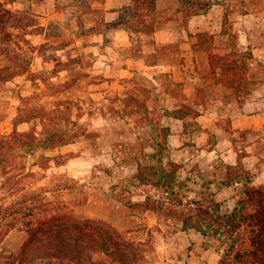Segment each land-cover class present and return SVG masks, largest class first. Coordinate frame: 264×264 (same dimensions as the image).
<instances>
[{
	"label": "rangeland",
	"instance_id": "374dc122",
	"mask_svg": "<svg viewBox=\"0 0 264 264\" xmlns=\"http://www.w3.org/2000/svg\"><path fill=\"white\" fill-rule=\"evenodd\" d=\"M100 1L58 0L54 5L52 0H46L41 7L37 1L16 0L9 5L15 11L11 23L16 36L13 42L0 44V68L11 67L7 72H0V133L13 130L19 110H22V118H26L56 107L63 123L59 127L72 133L73 142L49 152V163L44 168L34 167L35 177L24 176L23 180L15 177L11 186L2 184L5 180L1 178L0 211L13 201L27 197L25 194L29 190L42 197L25 204L27 206L20 214L25 220L9 218L3 222L0 264L6 251L18 248L23 242L26 232L22 228L28 225L31 211L37 215L36 220L40 214L60 212L63 221L91 219L108 223L128 240L137 255V260L133 259L135 264H218L220 255L214 242L194 228H185L177 206L167 203L164 208L154 209L152 203L141 204L147 191L153 199H164L167 195L162 190L122 185L123 177L137 169L138 160H148L144 153L155 151L153 145L159 138L151 121L158 117L134 110L133 103L119 102L120 96L114 93L108 92L104 96L97 93L102 80L95 67L96 55L91 42L95 39L94 31L88 27L95 23L96 29L112 32L102 18ZM172 2L174 7L177 6L175 0H170V5ZM234 2L238 6L231 9L230 31L238 34L235 39L241 51L253 49L251 77L257 81L264 77V0ZM168 5L169 0L158 1V27L164 26L172 16L173 10L168 11ZM54 6L58 13L53 10ZM213 7V16H202L193 21L194 33H212V51L230 52L232 43L229 35L223 33V18L218 15L223 11L224 16V5ZM245 9L250 12L244 14ZM138 35L135 34L127 53L136 54L142 42L149 39L146 35L142 34L141 38ZM191 40L195 42L198 38ZM160 49L165 54L182 52L177 43ZM196 51L200 57L205 55L204 50ZM201 70L208 81L214 82L209 65L203 64ZM14 73L18 74L6 80ZM165 78L160 79L164 83L162 89H171V82ZM152 85L142 72H138L128 92L151 104ZM157 94L161 99L157 102L159 107L164 106L165 96L162 92ZM157 113L165 124L167 113L161 109ZM67 117L78 120L79 124H68ZM55 126L52 123L47 125L49 131ZM29 128V121L19 124L20 130ZM101 136L104 138L99 139ZM172 156L166 151V160ZM208 161L205 160L206 164L200 167L198 159L192 158L180 169L178 177L184 179L188 176L198 187L197 183L202 182L198 179L203 173L201 168L206 174L214 171L207 165ZM214 165L226 170L221 161L215 160ZM205 177V181L213 179L216 182L214 188L222 186L223 180L209 175ZM221 201L226 209L234 206V202L228 199ZM140 241L145 244H139ZM37 264L43 263L38 261Z\"/></svg>",
	"mask_w": 264,
	"mask_h": 264
},
{
	"label": "trees",
	"instance_id": "16d2710c",
	"mask_svg": "<svg viewBox=\"0 0 264 264\" xmlns=\"http://www.w3.org/2000/svg\"><path fill=\"white\" fill-rule=\"evenodd\" d=\"M15 1L0 0V44L3 45L5 42H13V37L16 36L11 23L15 11L9 7ZM158 1L128 0L121 8L115 24L125 26L132 40L135 34H139V38L143 34L149 37L148 43H155V32L159 23ZM234 1L175 0L177 6L174 7V3L170 5L169 0L167 10H173L172 16L168 18H175L189 30L188 21L192 16L207 14L216 4L224 5L222 31L230 37V52L212 51V33H193L189 30V36L198 38L193 42V46L196 50L205 51L214 81L230 89L231 95L242 102L240 96H249L257 81L251 77L250 60L254 58L253 49L250 47L241 51L235 39L238 34L230 31L231 9L234 10L238 6ZM245 2L243 5H246ZM249 12L248 9L243 11L244 14ZM178 13H181V16ZM10 69L11 67L5 66L0 68V72ZM17 74L9 75L6 80ZM123 100L127 104L133 103L134 110H142L145 115L151 113L158 117L155 121L152 118L151 122L158 132L159 139L153 145L154 152L144 153L148 160H138L137 169L123 177L122 185H130L135 189L147 187L162 190L167 195L164 199H153L147 191V197L141 204L152 203L154 209L164 208L167 203L177 206L185 228H194L214 242L220 255L218 264H264V183L255 184L251 172L241 160L238 165H227L229 177L238 176L242 186L235 187V206L224 208L216 198L211 181H204L197 187L188 176L180 179L178 173L182 165L165 158L170 128L162 122L157 112L161 109L167 113L166 116L181 117L185 109L178 113L163 105L159 107V94L155 95L152 107L132 93H128ZM21 111L19 110L14 121L13 130L0 133V180L3 178L5 181L2 184L7 186H11L18 176L21 177L20 180H23L24 176L35 177L34 167L44 168L51 159L49 152L73 142L70 137L72 133L59 127L63 123L56 107L26 118H22ZM193 113L199 114L197 111ZM23 121L30 122L28 130L19 129V124ZM65 121L74 126L79 124V121L72 117L65 118ZM48 123L56 126L49 131ZM26 195L27 197L13 201L0 211V228L9 218L23 221L24 217L20 214L27 206L25 204L42 197L33 190L27 191ZM28 215L31 217L28 225L22 228L26 232L23 242L18 248L4 253L1 264H37L38 261L43 264H135L133 259L137 260L128 240L108 223L91 219L63 221L60 212L40 214L38 220L34 212L31 211ZM139 244L145 243L140 241Z\"/></svg>",
	"mask_w": 264,
	"mask_h": 264
},
{
	"label": "crops",
	"instance_id": "0c3cea01",
	"mask_svg": "<svg viewBox=\"0 0 264 264\" xmlns=\"http://www.w3.org/2000/svg\"><path fill=\"white\" fill-rule=\"evenodd\" d=\"M33 1H37L41 7L46 3V0ZM57 1L52 0L54 5ZM127 2L128 0L99 2L104 13L102 18L110 25L108 29L112 30L111 34L96 29L95 23L88 27L94 31L95 39L91 42L96 55L95 67L102 80L98 84L97 93L103 96L108 92L114 93L120 96L119 102H123L124 96L128 95L133 86L135 74L142 72L153 83V97L150 98L152 103L155 95L162 92L167 109L178 113L185 109L181 117H164L165 125L170 128L167 152L173 155L171 160L180 163L181 169L192 158L198 159L200 167L206 164L205 160H209L207 165L214 168V171L206 174L201 168L203 173L198 179L202 182L197 185L200 186L206 180L205 175L223 180L222 186L217 188H214L216 182L213 179L207 181H211L217 200L222 203L221 200L228 199L235 206V187L241 184L239 177H229L227 167L225 171L217 169L214 162L217 160L226 166H235L241 160L251 172L253 182L264 183V77L257 79L250 97L240 96L243 99L240 102L231 95L230 89L215 81L210 82L208 77L203 76L202 65H209V59L206 54L201 57L198 55L189 30L196 32L193 21L202 16H213L214 7L207 14L192 16L189 19V30L175 18H169L164 26L157 28L155 43L143 41L136 54L127 53L133 44L130 32L125 26L115 24L121 8ZM93 5L96 6V3L93 2ZM53 10L55 13L59 11L56 7ZM218 15L223 18V11H219ZM173 43L180 46L181 53L178 50L176 55L165 54L160 49ZM164 77L171 82V89H162L163 82L160 79ZM152 103H149L150 107L153 106ZM194 111L199 114L195 115ZM103 138L104 136L99 137Z\"/></svg>",
	"mask_w": 264,
	"mask_h": 264
}]
</instances>
